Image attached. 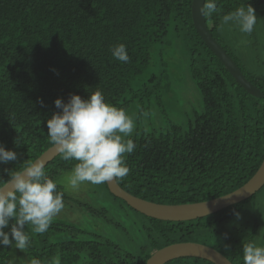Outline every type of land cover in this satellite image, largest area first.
<instances>
[{
    "label": "trees",
    "instance_id": "obj_1",
    "mask_svg": "<svg viewBox=\"0 0 264 264\" xmlns=\"http://www.w3.org/2000/svg\"><path fill=\"white\" fill-rule=\"evenodd\" d=\"M191 2L0 0V187L76 134L108 147L118 185L147 201L194 203L243 185L264 157V4L204 0L203 7L211 35L263 93L255 97L200 38ZM170 36L185 50L201 109L157 130L149 108L162 111L172 91L164 57ZM86 167L108 202L79 201L54 183L60 173ZM262 192L264 185L200 218L159 220L109 192L96 148L73 145L0 205V264H146L156 250L178 242L208 245L232 264H264V206L249 208ZM67 203L85 217L125 232L130 227L139 241L136 253L47 216ZM164 264L213 263L187 256Z\"/></svg>",
    "mask_w": 264,
    "mask_h": 264
},
{
    "label": "water",
    "instance_id": "obj_2",
    "mask_svg": "<svg viewBox=\"0 0 264 264\" xmlns=\"http://www.w3.org/2000/svg\"><path fill=\"white\" fill-rule=\"evenodd\" d=\"M264 4V0H260ZM204 0H192L191 18L194 28L203 42L217 56L231 76L248 93L255 97L262 92L242 74L236 63L209 32L204 18ZM90 145L97 149L102 158L103 174L110 193L126 202L132 209L148 217L168 221H187L215 213L230 205L246 200L264 185V157L255 173L237 189L219 197L186 204H161L136 197L121 188L115 178V161L108 147L93 136L76 134L63 138L40 154L28 167L16 174L0 187V205L19 186L36 174L62 150L73 145ZM197 257L213 264H232L216 249L198 242H178L156 250L146 264H164L179 257Z\"/></svg>",
    "mask_w": 264,
    "mask_h": 264
},
{
    "label": "rangeland",
    "instance_id": "obj_3",
    "mask_svg": "<svg viewBox=\"0 0 264 264\" xmlns=\"http://www.w3.org/2000/svg\"><path fill=\"white\" fill-rule=\"evenodd\" d=\"M169 40L172 43L166 49L164 57L168 62L172 91L164 100L165 106L162 109L159 107L158 110L162 111H157L154 106L149 108V115H151L149 121L155 122L154 127L157 130L158 126L162 127L168 122L184 123L185 120L192 118L195 110L199 111L201 109L199 93L187 71L188 62L185 50L179 44L180 42L173 40L171 36ZM126 125V122L119 125L118 131L121 134L124 133V127ZM130 128L131 126L129 130ZM54 183L59 185L70 197L79 201L86 200L93 203V200H95V202L100 205H102L104 201L108 202L106 193L102 190L99 183L96 182L90 167H86L83 170L62 172L55 178ZM101 197L103 201H100ZM256 203L264 206V192L258 194L257 197L249 203V208L253 207ZM68 204L69 203L63 208L50 212L47 216L51 219L71 221L78 226H83L90 232L99 233L116 242L126 251L136 253L139 241L135 231H132L130 227L126 226L127 232H125L106 223L100 217H85L82 212L74 208H69L71 206Z\"/></svg>",
    "mask_w": 264,
    "mask_h": 264
}]
</instances>
